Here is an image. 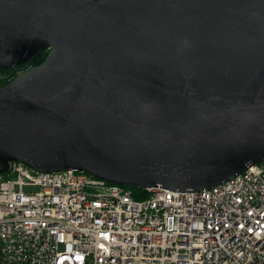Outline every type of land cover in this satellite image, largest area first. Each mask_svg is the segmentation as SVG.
I'll use <instances>...</instances> for the list:
<instances>
[{"label": "water", "instance_id": "1", "mask_svg": "<svg viewBox=\"0 0 264 264\" xmlns=\"http://www.w3.org/2000/svg\"><path fill=\"white\" fill-rule=\"evenodd\" d=\"M0 75V174L196 192L264 158V0H0Z\"/></svg>", "mask_w": 264, "mask_h": 264}, {"label": "built area", "instance_id": "2", "mask_svg": "<svg viewBox=\"0 0 264 264\" xmlns=\"http://www.w3.org/2000/svg\"><path fill=\"white\" fill-rule=\"evenodd\" d=\"M145 190L9 163L0 264H264V158L209 189Z\"/></svg>", "mask_w": 264, "mask_h": 264}, {"label": "trees", "instance_id": "3", "mask_svg": "<svg viewBox=\"0 0 264 264\" xmlns=\"http://www.w3.org/2000/svg\"><path fill=\"white\" fill-rule=\"evenodd\" d=\"M46 54H47V50L41 52L38 56L34 58V60L31 63V66L39 65L46 57ZM13 76L14 75H6L7 79L0 81V87L7 84L13 78ZM127 187L131 189V192L135 198L141 199L147 197L148 192H146L145 189L132 187V186H127Z\"/></svg>", "mask_w": 264, "mask_h": 264}, {"label": "rangeland", "instance_id": "4", "mask_svg": "<svg viewBox=\"0 0 264 264\" xmlns=\"http://www.w3.org/2000/svg\"><path fill=\"white\" fill-rule=\"evenodd\" d=\"M7 79L6 75H0V81Z\"/></svg>", "mask_w": 264, "mask_h": 264}, {"label": "snow or ice", "instance_id": "5", "mask_svg": "<svg viewBox=\"0 0 264 264\" xmlns=\"http://www.w3.org/2000/svg\"><path fill=\"white\" fill-rule=\"evenodd\" d=\"M261 215H262V216H264V213H261ZM249 231H252V229H251V228H249Z\"/></svg>", "mask_w": 264, "mask_h": 264}]
</instances>
